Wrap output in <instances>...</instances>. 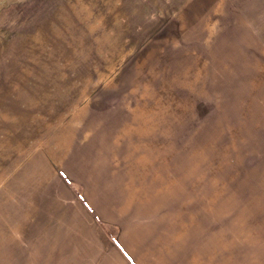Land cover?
<instances>
[{"label":"rangeland","instance_id":"1","mask_svg":"<svg viewBox=\"0 0 264 264\" xmlns=\"http://www.w3.org/2000/svg\"><path fill=\"white\" fill-rule=\"evenodd\" d=\"M99 178L142 264H264V0H0V264Z\"/></svg>","mask_w":264,"mask_h":264},{"label":"crops","instance_id":"2","mask_svg":"<svg viewBox=\"0 0 264 264\" xmlns=\"http://www.w3.org/2000/svg\"><path fill=\"white\" fill-rule=\"evenodd\" d=\"M121 184L120 179L104 178L93 184L81 183L84 203L66 185L49 199L36 202L39 211L45 215L51 212L54 221L46 229V238L37 241L35 237L40 244L35 245L37 248L27 246V264H142L141 259L150 250L148 260L154 259L157 223L147 226L149 223L141 220L145 210L123 208V190L118 193ZM101 223L109 230L117 229L116 242ZM40 250L44 253L37 259ZM18 260L15 264H20Z\"/></svg>","mask_w":264,"mask_h":264}]
</instances>
